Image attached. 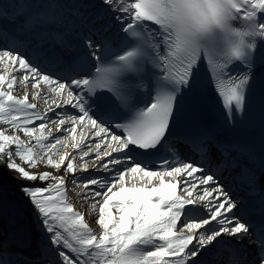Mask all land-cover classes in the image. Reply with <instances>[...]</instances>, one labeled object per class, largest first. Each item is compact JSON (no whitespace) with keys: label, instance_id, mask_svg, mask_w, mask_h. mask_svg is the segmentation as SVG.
I'll list each match as a JSON object with an SVG mask.
<instances>
[{"label":"snow or ice","instance_id":"1","mask_svg":"<svg viewBox=\"0 0 264 264\" xmlns=\"http://www.w3.org/2000/svg\"><path fill=\"white\" fill-rule=\"evenodd\" d=\"M102 3L115 14L121 46L106 63V46L85 37L78 77L61 78L19 48L0 46V65L9 73L0 74V168L42 182L22 190L44 236L42 254L52 257L44 264H208L221 245L248 239L252 225L234 211L239 205L215 172L194 160L154 157L170 134L179 98L202 87L205 59L227 119L245 110L253 70L264 65V0ZM149 66L157 70L147 85L155 95L136 109L131 96L146 86ZM16 72L20 75H11ZM133 76L137 83H130ZM18 84L35 91L14 95ZM45 87L51 95L44 94ZM98 88L106 91L97 93ZM31 100H42L46 110L40 112ZM52 105L75 111H55ZM124 109L127 122L118 119ZM49 125L62 135L53 136ZM69 137L71 153L62 151ZM193 145L201 153L211 151L204 140ZM88 159L101 161L94 165L100 174L75 178L77 171L89 172ZM41 164L73 176L81 202L98 213V234L70 201L63 175L27 170ZM260 167L264 178V156ZM254 243L256 264H264V227ZM0 264H9L2 245Z\"/></svg>","mask_w":264,"mask_h":264},{"label":"bare ground","instance_id":"2","mask_svg":"<svg viewBox=\"0 0 264 264\" xmlns=\"http://www.w3.org/2000/svg\"><path fill=\"white\" fill-rule=\"evenodd\" d=\"M77 3H80V5H77ZM65 4H67V2ZM67 6L70 9L69 11L73 13L75 17V20L70 18L69 22L74 23L75 26L68 27L67 29L61 28L56 31L51 29L54 31L56 37H58L57 39L59 40L60 51H56L52 45L50 46V50H48L46 48V43H49V41L46 39L45 34H42L43 38L41 37V33H47L48 30L50 31L51 25L42 27V25L39 24V27L29 28L31 29L29 34L24 37L17 36L14 32L16 28L11 26V24L9 25V23L2 24L0 29H3V37L9 40L7 46H17L16 43L18 42V45H22L28 49L31 57L36 54L40 55V60H37V63L44 64L48 67V69L55 66L49 69L50 72L56 74L54 71H59L60 74L63 75H59L61 78L71 79L81 75L76 66L72 69L68 66L71 63L72 58L78 60L84 52L83 40L86 37V33L90 34L92 39L98 43L99 38H103L105 40H112L114 45H119L120 32L119 30L116 32L113 30L115 26L111 29L106 27L108 20L114 19L115 14L103 5L102 0H71ZM76 9H79L78 13L75 11ZM42 43L44 44L43 47L40 46ZM58 55H62L63 58V61L60 63L58 61ZM31 59L34 60V58ZM66 67L67 69H65ZM220 145V140L211 145L212 156L209 159L212 158L213 164L207 165V162H205V164L202 165L206 169L218 173V175H216L217 179L225 186V189L229 191L236 201V195L233 191V185L231 183L232 171L221 172L224 164L226 163L219 155ZM159 153H165L166 156H172V160L179 157L181 160L192 161L193 159L191 158H194V161L197 162L200 158V156L194 155L192 147L189 145L184 135L168 137L163 143V146L160 148ZM226 168H229L228 164H226ZM223 181L226 182V184L223 183ZM234 211H237V209ZM27 216L28 213L23 205V202H21L17 198V195L8 188L0 173V229L2 230L0 245H2L4 251L3 259L9 262V264H11L9 260L11 258V254L21 253L20 255H25L36 250L34 244H32L26 251H19L16 249V247L19 248L18 245L22 247L26 244L25 239L27 235L32 234L33 232L39 234L41 233L40 227H37L38 223L36 219L30 221ZM8 239L12 240L13 243L11 248L6 249L7 246H5V243H7ZM43 243H45L44 239ZM7 250L10 251L7 253ZM218 259L219 258L216 260ZM208 264L214 263L209 260Z\"/></svg>","mask_w":264,"mask_h":264},{"label":"rangeland","instance_id":"3","mask_svg":"<svg viewBox=\"0 0 264 264\" xmlns=\"http://www.w3.org/2000/svg\"><path fill=\"white\" fill-rule=\"evenodd\" d=\"M67 2V4H65ZM71 2V0H0V28L2 24L9 23L11 26H14L16 30H14L15 34L19 37H24L29 34V31L33 27H39V24L42 25V27L50 26V31L48 30L47 33H41V37L43 38L42 34H45L46 39L49 41V43H46V48L50 50V46L54 47L56 51H60L59 48V40L57 39L56 35L54 34V31L60 30L61 28L67 29L68 27H74V23H70L69 20L72 18V20H75V17L73 13H71L68 8V3ZM51 4V7H48V5ZM76 4V3H75ZM77 5H80V3H77ZM26 20L27 23H25L23 30H20V23L22 21ZM41 27V26H40ZM53 29L54 31H52ZM3 29H0V46H7L8 45V39L3 37L2 35ZM17 47L22 52H24L26 55H28L30 58H34L33 62L37 63V60H40V55L36 54L33 57L30 56V53L28 49L22 45H18V42L16 43ZM40 46H44V44H40ZM59 58L62 57V55H58ZM40 64V63H39ZM46 71L50 70L48 67H46L44 64H40ZM53 73V72H52ZM0 74L8 75L9 73L4 69L3 65H0ZM54 74V73H53ZM58 76L60 74L56 73ZM11 75L19 76L20 74L18 72L11 73ZM35 90L31 88L29 85L28 87H24L23 85H17V88L14 89L13 94L22 97L25 92H28L31 94ZM44 94L50 95L48 93L47 88L45 87L43 90ZM58 100L60 97H56ZM32 103H37L38 110L40 112H44L47 108V106L43 103L42 100H31ZM52 108L55 111H66L69 113H73L74 110L70 107H67L65 109H55V105H52ZM49 115L51 116L52 113L50 112ZM39 123V122H37ZM52 129V135L53 136H60L61 133H58L56 131L55 125H49ZM79 132V130H78ZM21 135L22 139H28L27 137H24L22 133H18ZM77 139H79V136L77 135ZM73 140L71 137L68 138L66 144L67 146L62 150L64 152H73L72 148ZM7 158L5 157V160ZM79 161V157L77 156V161ZM17 162L20 161L17 158ZM101 161L99 160H92L88 159V168L89 172L85 173L83 171H77L75 173V178L79 179L82 177H87L89 175H99L100 173L96 170H94V165H99ZM32 172L40 173V172H51L52 175H63L64 179L66 181L68 191V196L70 201L73 203L75 209L79 212H82L85 214V219L89 223L90 227L99 233V228L97 224L95 223V216L98 213H93L90 209V206L87 202L82 203L79 197V193L81 192V189L78 188L75 184H73V176L68 173H64L62 171H57L55 169H52L45 164H41L39 167L36 168H29L27 169ZM0 173L4 179V182L7 184L8 188L11 189L12 192H14L17 195V198L23 202L26 197L23 195V190H21V187L24 185H32V184H41L42 182L36 181H26L22 180L19 177L18 173L10 172L6 168H0ZM26 209L33 208V205L31 203L26 204ZM34 214V209L33 213ZM2 236V230L0 229V237ZM4 252V251H3Z\"/></svg>","mask_w":264,"mask_h":264},{"label":"trees","instance_id":"4","mask_svg":"<svg viewBox=\"0 0 264 264\" xmlns=\"http://www.w3.org/2000/svg\"><path fill=\"white\" fill-rule=\"evenodd\" d=\"M23 187H21V190H22Z\"/></svg>","mask_w":264,"mask_h":264}]
</instances>
